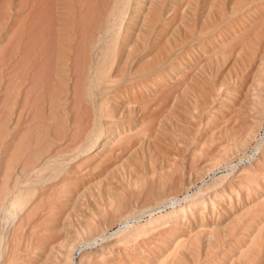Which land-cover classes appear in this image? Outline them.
Returning <instances> with one entry per match:
<instances>
[{"label":"bare ground","instance_id":"1","mask_svg":"<svg viewBox=\"0 0 264 264\" xmlns=\"http://www.w3.org/2000/svg\"><path fill=\"white\" fill-rule=\"evenodd\" d=\"M258 58L264 76V0H0L1 264H199L236 232L252 253L264 209L242 205L224 235L189 219L229 175L263 167L264 79L250 80L253 113L223 93ZM224 110L244 120L229 154L208 168L207 147L192 152L204 167L160 195L199 137L226 146ZM148 234L160 243L146 249Z\"/></svg>","mask_w":264,"mask_h":264},{"label":"rangeland","instance_id":"2","mask_svg":"<svg viewBox=\"0 0 264 264\" xmlns=\"http://www.w3.org/2000/svg\"><path fill=\"white\" fill-rule=\"evenodd\" d=\"M259 60H260V58H258V64L256 65L257 67L255 66L253 69H250V71H248L247 74L245 75L244 80H239L235 77V80L232 82L231 88L228 90L225 88L223 89L224 95L234 99L239 104L241 109L245 110V112L253 113V112H255L254 109L257 108L254 106L253 101L250 97V95H251L250 92L252 89L251 85L253 83L252 81L250 82V80H253V78H258V77L264 79V76L260 72L261 71L260 70L261 69V67H260L261 63ZM228 91H230V92H228ZM224 113L225 114L221 117L216 114V117L215 116L212 117V121L220 123L221 127L224 128V129H222L223 132L221 131L222 132L221 134L223 136V139H225L226 146L224 147L219 143L221 138L219 139L218 131H216L214 140L211 139L212 135L207 133V145H205L203 143L202 138L199 137L198 140L193 142L192 147H191L189 154H188V158L183 159L184 164L183 163L181 164L182 170H180V169L178 170L177 167H174L177 170V171H175V170H173V168H171V169L168 168L169 167L168 164L164 165V167L166 168V171L171 170V172H172V170H173L172 173L175 174V175H173V177H175V178H173L172 181H169L172 184L167 182V183H165V185L163 187L158 189V193L160 195H163L164 192H167V191L175 188L176 186H178L177 185L178 182H177L176 177L180 176V177H185V179H186V177H190V175L195 174L196 169H201L204 167L203 163L202 164H200V163L192 164V161L190 162L191 159L189 157H192V155H194V154L199 155L205 147H207V149H208L207 150V160H208L207 166H208V168L213 166V164L217 161L218 156L220 154H223L224 156H226V154H229L231 149H230V147L227 146V143H230L232 141V139H234L233 134L230 131L231 130L230 124L231 125L236 124V122H238V120L242 124V122H244V120L239 115L232 117L229 111L224 110ZM263 121H264V116H263ZM249 122L252 124L254 123L253 120H249ZM222 125L225 127H223ZM238 125H240L239 122H238ZM207 126H209V125H207ZM208 130L209 129H207V132H208ZM227 138H228V140H227ZM179 145H182V147H180ZM183 146H185V147H183ZM177 147H179V149H183V148L185 149L187 146H186V143L184 142V143L178 144ZM191 153H192V155H191ZM229 156H231V155H229ZM227 158H228V156H227ZM262 164H263V167H261L262 165L258 167V166H256V164H254L253 170H255V171H253V173H247L244 170H240L234 174L229 175L227 181L221 187H219L216 191H212V192H209L206 194L205 203L203 204V206L205 207V211H204L203 215L202 214L196 215L195 217L189 219L190 225L193 228L192 231L194 234L196 231L195 229L198 230L199 227H202L205 229H208V228L212 229V230H214L215 233L218 232L219 234L221 233L224 235V229H226L227 226H230V224L234 221V219L232 217V212L238 211L242 207V205H245V206L251 205L250 208H252L253 210L257 209L258 212H261L264 209V162ZM195 166H197V167H195ZM191 167H193L194 169H192ZM156 168L159 171H161L162 165L159 162H157ZM179 173H181V174H179ZM219 174H221V173H218V175ZM212 176H213V173H211L210 175L207 174V177L205 176V178H206V180H209V178ZM244 176H246V177H244ZM247 178H249V179H247ZM174 180H176V182H174ZM188 180L185 183L187 184V186H189L190 189L193 190L195 185L194 186L188 185ZM233 180H236V181H233ZM246 180H248V181H246ZM252 182L254 183V185ZM195 184H197V183H195ZM146 194L147 193H144L141 196V198H139L135 204L142 206L144 203H146L145 205H148L149 204V200H148L149 197ZM179 194H181V192ZM255 196H258V197L260 196L259 200L258 199L255 200V198H254ZM261 197L263 198L262 200L260 199ZM252 200H255V202H253ZM206 203H208V204H206ZM214 203H215V205H214ZM231 204L233 205L234 209H229V208H232L230 206ZM210 205H211V207H210ZM213 206H215V207H213ZM212 208H214L215 210L217 209V211L220 212V215L218 217L214 218L213 213L211 211ZM214 220L218 221L217 226L215 228L212 226V222ZM172 226L177 227L173 221H168L165 225H163L159 228V230L162 232L164 230V232L166 234L162 233V236H164V237H162L161 235H158L157 238L160 240V242L163 241L164 243H167L169 245V250L164 251L165 256L170 251L173 253V250H171V249H173L175 247L174 244L172 243L173 242L172 239H170L167 236V232H166V230H167L166 228H170ZM178 227L180 229L183 228L182 225H178ZM205 229H201L202 231H200V232L205 233L206 232ZM199 230L196 232L198 233ZM209 231L210 230H208L207 232H209ZM178 232H180V231H178ZM184 234L185 233H183V234L180 233L179 235H182V236H179V235H175V236H176V238H180V237H184ZM185 235L189 236L188 234H185ZM177 236H179V237H177ZM143 238L144 239H142V240H144L145 245H147V246H144V247H146V249H148V247L150 248L151 245H156V244L160 243V242H156V241H158V239H156V241L154 239V241H153V238L151 239V235H149V234L147 236L145 235ZM238 238H239L238 232H236L234 235H231V236H227V237L223 236V241L219 245V247L217 249V253L214 254V252H211L210 250H208V247H207V253L205 251H203V253L201 254V260H200L199 264H222V263L223 264H264V229L262 230V235L258 237L257 243L251 248L254 251L252 253H249L248 255L239 253L240 250H239ZM147 239H148V242H151V243L147 244L148 243ZM138 241L139 240L137 238L132 237L129 239V241L125 242L124 244H125V246L128 245V249L130 250L131 246H133ZM236 249H237V251H236ZM231 252L236 253V255L233 257L231 255ZM254 252L256 253V258L251 259L249 261L248 257H251V254L253 255ZM114 254H115L114 257H109V258H107V260L97 259L96 261L98 262L100 260L101 262H103V263L98 262L99 264H115L113 258L117 257V252H115ZM0 264H1V262H0Z\"/></svg>","mask_w":264,"mask_h":264}]
</instances>
